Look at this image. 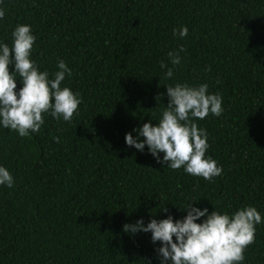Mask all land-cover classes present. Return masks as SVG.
Instances as JSON below:
<instances>
[{
	"label": "trees",
	"instance_id": "obj_1",
	"mask_svg": "<svg viewBox=\"0 0 264 264\" xmlns=\"http://www.w3.org/2000/svg\"><path fill=\"white\" fill-rule=\"evenodd\" d=\"M0 8V44L11 48L15 28L31 25V59L50 78L64 60L72 74L61 87L83 98L71 122L45 114L30 137L0 125V166L14 177L0 186V264H161V243L123 226L182 219L192 201L209 214L251 205L264 220V0H0ZM182 26L185 38L173 32ZM181 45V64L165 79L160 64L173 67L168 53ZM176 83L208 84L223 97L221 116L195 121L208 133L206 157L223 167L212 181L126 144L127 133L159 122L166 85ZM256 228L242 264H264V222Z\"/></svg>",
	"mask_w": 264,
	"mask_h": 264
},
{
	"label": "clouds",
	"instance_id": "obj_2",
	"mask_svg": "<svg viewBox=\"0 0 264 264\" xmlns=\"http://www.w3.org/2000/svg\"><path fill=\"white\" fill-rule=\"evenodd\" d=\"M4 16L5 11L0 8V19ZM173 32L185 38L189 30L182 26ZM12 36L11 48L6 43L0 44V125L17 132L20 137H30L31 133L41 130L45 114L71 122L83 103L79 92L61 87L66 76H71V68L61 59L57 64L59 70L50 78L49 72H41L31 59L36 41L31 25H18ZM185 51L181 45L168 53L173 67L161 62V69H166L165 79L173 77V68L181 64L180 53ZM10 65H14V72L10 71ZM17 74L23 83L19 91ZM166 88L169 102L162 118L155 125L150 120L134 129L135 137L127 133L126 144L141 152L147 145L158 163L172 170L183 167L192 176L212 181L222 174L223 167L211 156L206 157L210 147L208 133L195 121L203 120L210 113L221 116L223 97L219 93L210 94L208 84L193 87L176 83ZM161 97L163 94L157 97L158 103ZM55 139L60 142L59 137ZM161 153H164L163 159ZM0 186H14L13 175L4 166H0ZM194 203L183 208L187 214L182 219L176 220L169 215L162 220L153 218L145 225L141 218L134 224H125L123 230L133 235L150 232L153 244L161 243L156 249L161 264H242L246 249L255 242L256 226L264 222L261 213L249 205L231 215L216 210L209 214L207 208L201 210L193 206ZM162 210L167 212V208ZM202 217L206 219L197 223Z\"/></svg>",
	"mask_w": 264,
	"mask_h": 264
}]
</instances>
